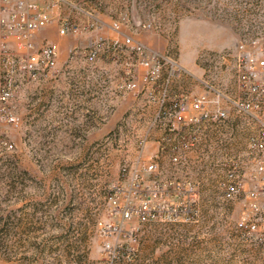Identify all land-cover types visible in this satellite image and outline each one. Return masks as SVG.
<instances>
[{
	"label": "rangeland",
	"instance_id": "obj_1",
	"mask_svg": "<svg viewBox=\"0 0 264 264\" xmlns=\"http://www.w3.org/2000/svg\"><path fill=\"white\" fill-rule=\"evenodd\" d=\"M64 11L75 19L98 18L120 41L129 35L172 56L196 75L191 79L187 74L195 93L204 91L208 82L231 97L240 94L235 79L239 42L257 39L255 49L264 57V0H67ZM115 22L119 31L112 28ZM143 23L151 27L143 28ZM47 30L53 40L65 42L60 59H68L73 45L89 43L87 33L61 36L56 23L40 30L42 40L48 39ZM98 59L109 60L119 79L133 77L125 47L115 54L103 51ZM135 71L139 81L141 73L137 67ZM67 74L75 77V69L68 68ZM45 92L43 81L24 88L10 102L21 125L0 123V136L14 144L9 149L0 142V264H264V190L250 194L255 167L248 150V116L224 101L225 166L239 158L243 183L228 198L221 186L225 166L218 146L190 172L171 159L169 148L152 142L140 147L141 139L149 141L162 131L158 120L149 128L152 117L139 111L129 113L131 122L122 117L111 130L102 131L97 146H88L77 139L87 132L75 122L62 132L47 130ZM135 92L134 109L144 106ZM166 122L171 123L167 117ZM52 133L65 139L51 140ZM151 160L158 169L146 179L180 176L200 181L197 221L142 222L121 215L111 196L121 185L123 168ZM125 197L119 191L116 198L124 203ZM100 222L122 231L106 238Z\"/></svg>",
	"mask_w": 264,
	"mask_h": 264
},
{
	"label": "built area",
	"instance_id": "obj_2",
	"mask_svg": "<svg viewBox=\"0 0 264 264\" xmlns=\"http://www.w3.org/2000/svg\"><path fill=\"white\" fill-rule=\"evenodd\" d=\"M67 0H0V123L20 126L22 118L10 104L21 91L36 82L50 80L61 73L58 65L60 43L58 40H36L42 28L56 23L61 36H80L102 26L101 20L92 18L80 20L62 15ZM143 28L151 24L143 23ZM119 23L112 26L119 31ZM257 39L241 41L237 45L235 79L240 94L229 96L218 86L204 82L205 90L197 93L182 92L172 96L171 87L189 74L178 60L160 53L147 44L126 35L119 38L97 36L85 46L73 45L69 49L67 61L81 56L94 62L103 51L118 52L120 47L130 54L129 73L131 79L121 83L124 91H148L150 98L166 108V134L160 141L161 148H169L171 159L179 165L190 162L201 163L210 155L209 143L205 140V129L212 124L223 123L228 116L224 101L251 120L248 138L249 155L254 163L255 187L252 196L264 190V57L256 51ZM264 50V44L261 46ZM141 65L144 71L135 78V67ZM163 119L158 115L156 121ZM146 139L139 142L142 149ZM0 142L7 148L13 142L0 136ZM164 143V144H163ZM192 154V155H191ZM227 152L220 155L222 165H227ZM241 160L232 159L230 166L224 167L221 186L226 197L232 198L243 187L241 181ZM158 169V163L151 160L147 164L123 168V179L111 200L124 218L136 216L142 222L161 220L165 222H195L200 215L201 183L190 177L175 176L162 179H146V175ZM125 194V201H118L117 194ZM140 199L135 203V199ZM252 207L258 203L253 201ZM104 237L119 234L122 228L99 223ZM254 228L255 226L252 225ZM108 249L110 243H106Z\"/></svg>",
	"mask_w": 264,
	"mask_h": 264
},
{
	"label": "crops",
	"instance_id": "obj_3",
	"mask_svg": "<svg viewBox=\"0 0 264 264\" xmlns=\"http://www.w3.org/2000/svg\"><path fill=\"white\" fill-rule=\"evenodd\" d=\"M62 15H66L65 11ZM51 32L47 30L45 33L48 34L49 40H53ZM43 34L44 32H37V42L42 40ZM99 35L106 38L115 37L113 32L102 26L89 31L86 34V41L90 43L92 39ZM64 43L61 42L60 44V54L64 51ZM58 65L61 73L57 77L43 81L46 87L44 114L47 130L62 132L66 130L68 124L75 122L81 126L83 131L87 132V134H82V137L77 139L83 141L88 146L95 147L101 140L102 131L111 130L122 117L131 122L129 113L132 114V111H139L140 115L152 117V119L150 118L152 121L148 125L149 128L155 125L158 115L163 116V119L159 120L161 134H158L154 139L146 141L145 145L147 148L148 144L152 142L153 144L156 143V146L159 147L160 141L167 130L165 119L166 108L151 99L148 91L134 90L139 91L135 92V94L139 95V99L144 101V106L134 109L133 103L136 98L132 96V91H124L120 87L123 80L122 78L119 79L111 71L110 67H112V63L109 60L98 59L94 62H89L82 58L72 61L59 58ZM136 67L140 73L144 71L143 66L138 64ZM68 68L75 69V77L67 74ZM191 75L193 76L191 79L196 78V75ZM72 79H76V81L74 82ZM192 86L190 77L188 75L184 76L171 87V94L174 96L185 91L195 93ZM50 139L57 141L65 138L64 136L52 133ZM227 139L228 126L226 124H212L206 127L205 140L209 143L210 154L213 152V147L216 146L220 148V155L226 152L225 144ZM194 166L196 164L190 162L187 168L192 172L191 169Z\"/></svg>",
	"mask_w": 264,
	"mask_h": 264
}]
</instances>
